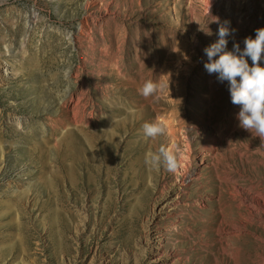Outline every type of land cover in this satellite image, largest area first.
Wrapping results in <instances>:
<instances>
[{"label": "rangeland", "instance_id": "rangeland-1", "mask_svg": "<svg viewBox=\"0 0 264 264\" xmlns=\"http://www.w3.org/2000/svg\"><path fill=\"white\" fill-rule=\"evenodd\" d=\"M221 25L242 50L264 0H0V264H264V142L204 68Z\"/></svg>", "mask_w": 264, "mask_h": 264}, {"label": "clouds", "instance_id": "clouds-1", "mask_svg": "<svg viewBox=\"0 0 264 264\" xmlns=\"http://www.w3.org/2000/svg\"><path fill=\"white\" fill-rule=\"evenodd\" d=\"M211 8V6H210ZM209 8V20L206 28H200L206 35H211L207 27L209 23H219V18L211 17ZM255 38L249 36L244 39V48L241 50L238 43H234L233 51H226L231 35L228 27H219V40L204 49L207 62L204 64L206 71L216 74L220 82H228L231 102L239 106L237 119L239 127L258 137L264 142V27L255 30ZM251 59V66L248 59ZM164 85L158 81L147 80L143 83L140 94L144 98L158 99ZM169 87V85H168ZM167 132L166 127L160 122H146L143 125V133L147 138L156 139ZM161 155L170 171L177 167V160L173 153L161 149L159 154H152L150 162L158 166Z\"/></svg>", "mask_w": 264, "mask_h": 264}, {"label": "bare ground", "instance_id": "bare-ground-1", "mask_svg": "<svg viewBox=\"0 0 264 264\" xmlns=\"http://www.w3.org/2000/svg\"><path fill=\"white\" fill-rule=\"evenodd\" d=\"M81 121V119H74V123L75 124H79V122ZM217 136V135H216ZM213 137V136H212ZM210 138V137H209ZM218 138V137H217ZM214 140L213 139H208V141L204 144V150L205 151H209V150H211V148H212V145L214 144ZM73 144V142L72 141H69L68 143H67V147H71V145ZM213 149V148H212ZM213 152V151H212ZM68 154V153H67ZM182 166V165H181ZM184 178V177H183ZM242 230V229H241ZM159 242H161L160 240H158Z\"/></svg>", "mask_w": 264, "mask_h": 264}]
</instances>
